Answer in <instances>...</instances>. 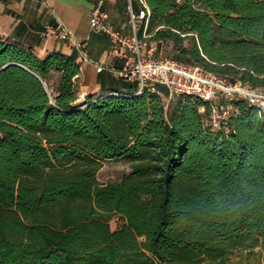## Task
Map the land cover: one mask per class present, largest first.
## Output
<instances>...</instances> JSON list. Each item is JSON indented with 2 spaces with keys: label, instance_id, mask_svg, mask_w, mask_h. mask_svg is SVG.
I'll use <instances>...</instances> for the list:
<instances>
[{
  "label": "trees",
  "instance_id": "16d2710c",
  "mask_svg": "<svg viewBox=\"0 0 264 264\" xmlns=\"http://www.w3.org/2000/svg\"><path fill=\"white\" fill-rule=\"evenodd\" d=\"M145 1L163 56L264 88V0ZM79 74L0 39V264H229L264 241V112L236 101L227 132L163 86L79 102Z\"/></svg>",
  "mask_w": 264,
  "mask_h": 264
},
{
  "label": "crops",
  "instance_id": "0c3cea01",
  "mask_svg": "<svg viewBox=\"0 0 264 264\" xmlns=\"http://www.w3.org/2000/svg\"><path fill=\"white\" fill-rule=\"evenodd\" d=\"M99 0H0V39L32 50L43 58L52 52L71 57L80 66L78 78L80 101L108 94L130 92L126 84L136 81L119 76L123 61L109 55V37L91 27V11ZM129 0H103L101 9L110 24L123 35L131 33ZM138 8L137 2H132ZM62 24L75 38V44L43 37L46 26ZM171 94V93H170ZM173 95V94H171Z\"/></svg>",
  "mask_w": 264,
  "mask_h": 264
},
{
  "label": "built area",
  "instance_id": "2783aa9c",
  "mask_svg": "<svg viewBox=\"0 0 264 264\" xmlns=\"http://www.w3.org/2000/svg\"><path fill=\"white\" fill-rule=\"evenodd\" d=\"M129 1L131 33L128 35H123L110 24L109 15L101 9L103 0L98 1L90 18L91 27L109 37L112 45L109 55L123 61L119 76L136 81L138 94L145 90L155 93L163 86L173 95L201 99L209 105L211 126L227 132L228 122L238 114L236 101L245 100L264 112V96L257 94L259 90L244 88L241 83L232 85L200 65L163 56L148 31L150 9L146 1L134 0L139 5L138 10L132 6L133 0ZM42 35L76 43L73 33L60 23L46 26ZM200 113H205L204 107L200 108Z\"/></svg>",
  "mask_w": 264,
  "mask_h": 264
},
{
  "label": "rangeland",
  "instance_id": "374dc122",
  "mask_svg": "<svg viewBox=\"0 0 264 264\" xmlns=\"http://www.w3.org/2000/svg\"><path fill=\"white\" fill-rule=\"evenodd\" d=\"M185 45L189 46L187 41ZM173 44L167 43L165 45L164 53L168 56L174 53ZM257 94L264 96V88L258 89ZM170 99L165 98L166 105ZM79 102H81L79 100ZM78 102V103H79ZM130 171V163L127 160H106L102 162L101 169L97 173V179L102 184L119 181L124 175ZM121 221L119 217H113L110 225L113 230L119 227ZM229 264H264V241L260 242V245L253 250H237L232 253Z\"/></svg>",
  "mask_w": 264,
  "mask_h": 264
}]
</instances>
